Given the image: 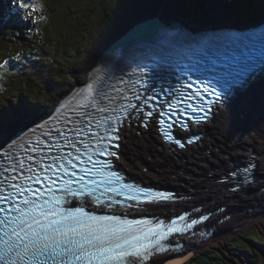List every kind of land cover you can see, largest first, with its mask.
I'll return each instance as SVG.
<instances>
[{
	"label": "snow or ice",
	"instance_id": "snow-or-ice-1",
	"mask_svg": "<svg viewBox=\"0 0 264 264\" xmlns=\"http://www.w3.org/2000/svg\"><path fill=\"white\" fill-rule=\"evenodd\" d=\"M11 6L17 9V15L20 11L28 9L24 19L31 17L36 10L32 0H11ZM220 39V37L212 38L203 52L206 61L205 71L214 73L212 79L216 81L220 90L216 91L214 87L212 92H208L207 87L203 89L198 87L195 94L190 92L183 99L177 96L176 104H169V107L173 109L171 113L159 110L154 117L153 111L144 113L140 110L138 118L144 127L149 126L143 123L146 114L151 118L150 122L153 125H160L157 130L165 140L184 148L185 143L181 138L174 136L172 131L174 125L177 132L187 134L189 131L188 120L182 121L180 112H186L187 108H191L193 113L203 112L201 116L188 118L194 119V123L198 125L207 120L209 113L215 115L231 102L237 87L246 83V80L254 73L255 67L249 68L245 73L236 72L233 68V61L237 58L235 53L225 52L223 56L218 55ZM8 63L9 61L5 60L3 64H0V68ZM261 64L264 65V60H261ZM187 87L192 88L193 85L189 83ZM88 91L91 95V85L88 86ZM202 91L207 95L214 94L215 99L208 100L207 104L199 103L195 106L192 103L185 104L188 100H203ZM180 104H185V107L179 108ZM131 107L137 108V105H131ZM100 110L103 111V109ZM161 116H166L169 122L159 119ZM121 123L126 121L122 120ZM39 127L42 128L43 125ZM108 132L109 129L106 128L105 133ZM111 132L116 135L110 138L109 145L103 149L97 148L93 152L88 145H84L83 155L86 159L81 158L80 149L76 147L75 142L68 141L69 146L75 149V155L68 153L63 156H50L48 159L51 163L48 165H41L37 161L35 166L28 164L27 167L24 161L20 160L10 169L5 167L3 171H0V264H142L148 261L153 253L171 250L166 249L162 243L171 234H183L187 228L197 223L193 220L191 224L182 228L177 227L176 221L173 220L165 230L164 221H158L155 227H148L145 230L140 225L147 223L146 221L122 219L118 215H96L93 211L86 209V201L89 202V206L103 204L104 207H111L112 203H122L119 200L110 199L104 204L101 201L104 193L96 195L101 186L106 192L126 195L131 201L143 199L145 202L155 204L174 199L172 193L153 191L151 188L124 182L125 178L113 170L111 161L100 162V166L97 167L93 155H108L119 159L118 151L110 150L111 148L118 150L120 147L119 129L112 128ZM49 134L44 133L45 136ZM57 135L60 136L61 133L58 131ZM103 139L105 137L97 135L98 143ZM199 139L198 135L193 134L187 140V144H192L194 140ZM65 140H67L66 136ZM40 143L36 141V148L25 149V151L39 153L42 151L39 147ZM12 147L13 145H9L10 149ZM51 147L52 145L49 144V148ZM55 147L59 151L60 145ZM5 155L9 159H14L11 152ZM27 159L32 161L33 157L28 156ZM40 159L43 160L44 157L41 156ZM87 164H92L93 167L88 168ZM77 167H79V173L83 175L73 170ZM252 168H255V164L250 162L239 171L250 174ZM6 172L18 174L5 176ZM89 175L93 178L85 181V177ZM230 175L236 176L237 172L233 171ZM74 177L78 179H73ZM95 177L101 179L97 180ZM244 182H248L247 175ZM73 201H78L79 206H73ZM184 218V216L179 217L180 220ZM202 218L208 219L207 216Z\"/></svg>",
	"mask_w": 264,
	"mask_h": 264
},
{
	"label": "bare ground",
	"instance_id": "bare-ground-1",
	"mask_svg": "<svg viewBox=\"0 0 264 264\" xmlns=\"http://www.w3.org/2000/svg\"><path fill=\"white\" fill-rule=\"evenodd\" d=\"M216 1L214 0V2ZM205 6L207 9H211L210 0H206ZM161 7L162 3H160L157 11H154V14L151 16L148 15V12H151L150 9H143L127 26L125 25V29L123 27L122 31L116 33V36L103 44L88 60L83 69L73 74L74 79L70 84L71 87L73 88L77 84L85 85L91 77L95 78L99 68L107 61L111 53L110 50L122 40L132 38L136 31L141 30L147 24L155 26L156 23L164 22L165 12L164 10L159 12ZM144 16L146 20L143 24L146 25L142 26L140 24L136 26V21ZM23 17L20 13L18 19L21 22L18 24L28 22V19H24ZM174 21L185 24L181 15L175 16ZM242 99L239 104L226 110L223 117L215 122L212 127L210 140L208 143L203 142L202 146L198 145V148H180L178 145L165 140L157 130V126L160 127V125H155L154 127L140 125V130L135 132L134 135L131 133L128 137L124 164L136 170L139 168L148 170L150 168V172L148 173L150 176H164L170 179H184L183 177H188L200 192L196 195L197 198L200 195L212 197L211 200L215 204L218 203V197L222 194L221 199L231 198L234 200V208L239 210V215L234 217L233 221L224 223V229L221 231L232 232L239 229L244 226L240 224L245 220L254 219L259 214V209L250 210L246 208L251 201L264 200V181L256 183L255 190H251L253 187L247 189L251 190L249 195L241 198V193L239 192L242 191L236 192L234 186L230 188L229 184L233 182L226 178V173L229 168L233 167V162L231 161L233 156L243 159L245 157L244 153L253 150V153H255L257 149V151L264 152V80L257 85L254 91L247 92ZM53 102L45 105V110L40 114L36 111L34 116L20 119L27 120L33 118V122L38 121L40 117L54 109L58 101ZM20 119L14 121L5 130L6 137L11 135L17 127L23 125ZM226 159L229 160L226 161ZM193 198L194 196H191L190 201H194ZM237 198L238 201L236 202ZM147 211L150 212L151 209L148 208ZM255 221H251V223L259 224V226L262 225V222ZM207 241L198 238L195 243L202 246ZM187 252L191 253L189 247H187ZM173 257L175 256H163L157 260L156 264H181L188 256L183 255L172 259Z\"/></svg>",
	"mask_w": 264,
	"mask_h": 264
},
{
	"label": "rangeland",
	"instance_id": "rangeland-1",
	"mask_svg": "<svg viewBox=\"0 0 264 264\" xmlns=\"http://www.w3.org/2000/svg\"><path fill=\"white\" fill-rule=\"evenodd\" d=\"M50 2V6H54V4L52 2L55 3V5L58 7L60 4V0H40V4L39 7H41V5L44 4V2ZM107 1V0H105ZM140 0H122L123 5H130L132 6L135 2H139ZM160 1L166 3H169L168 0H142V2L140 3H136L133 7L130 8H126L124 11L121 10V7L123 6L122 4H119V2L117 1H113L111 2V0H108L109 3H112L115 7H116V16L118 17V14H120L121 11L124 12L123 16L119 19V21L117 22L116 25H114L112 22H114V19L112 20V27L110 28V30L107 33H104L101 37H100V42L97 46H94L97 44L98 39H96L94 37V35H92V37L90 39H86L87 36V29L93 34V31L91 29H99L101 27V24L103 22H105V20H108L111 16H113L109 13H107V15H105V11H103L104 15H100L99 8L101 7L102 9H104V6L101 5L100 6V0H61V11L63 10H68L69 12H71V16L68 17H62L60 14H56L53 22L49 23V30L48 28H46V31L44 32V39L46 40L48 33L51 35V39H47V46L50 50V54L48 56V58L51 59L52 62H64L65 64H63L59 69L57 70L58 73V78L63 77V86L61 88H59L58 92H53L52 95H46V93L44 94V101L36 106V108H30L28 110L24 109V105L22 104L21 106H19V108H21V110L17 111V113H15L10 121L5 122L3 125V128L0 127V141L2 140L5 130L7 128H9L12 125L13 118L16 115H19L16 119V121H18L20 118H29L31 116L35 115V112L37 111L39 114L41 112H43V110L45 109V105H48L51 102H55V100L57 101V99H59L60 94H63L64 91L68 90L71 87V82L74 79L73 74L77 73L79 71H81L83 69V67L85 66V64L88 62V60L94 55L95 52L98 51V49L105 43H107L109 40H111V38H113L114 36H116V33H118L119 31L123 30L126 28V26L128 25V23L134 19V17L140 13L143 9H151V10H157L158 5L160 4ZM192 1V4L194 6L199 5V9L198 10H194L190 15H188L186 18L188 19H198L200 20L204 25L208 26V25H212V24H221V23H225L222 21H218L216 19H209L208 15L212 14L213 12H219V10H221L223 7H228L229 11L228 13H230V11H234L233 4H228L226 3V5H219V6H213L211 7V9H205V3L206 0H190ZM92 2V9L91 11H88L85 13L86 15H80V12L82 11H77L78 9H82L84 8L86 5H88V3ZM173 4L175 7H177L176 9H180V10H184L183 8H188L187 4H186V0H173ZM260 4V8L264 9V4ZM0 5L7 9L6 6H3V2H0ZM170 5V3H169ZM185 5V6H184ZM71 6L75 9H71ZM98 8V11L94 9ZM255 9L257 8L256 5L253 6ZM117 8H119L120 10H118ZM172 9V11L175 14H179L177 11H174L173 7L171 6L170 10ZM40 10V16L42 17V13H41V8ZM47 12V14L45 15L46 18H49V16L51 15L52 9L50 10H45ZM199 11H201V13H198ZM246 11L249 13L250 9L246 7ZM191 10H187L185 13L188 14L190 13ZM264 10L260 13H263ZM17 13V11L15 12V14ZM152 14H154L153 12H148V15L151 16ZM236 14V13H233ZM259 14V13H257ZM90 15H94L92 17H90ZM219 18H221V16H218ZM146 20V17H142L140 18V20L136 21V26H139L140 24L142 26L146 25L143 24L144 21ZM84 21H86V24H84ZM88 21H89V25H88ZM126 25V26H125ZM150 24H147L148 27ZM48 31V33H47ZM129 32V30H127ZM5 34V33H4ZM9 34H15L14 32L8 33ZM22 34L26 35H21L20 38L23 39H31L29 32H22ZM82 37L84 39H82ZM19 38V39H20ZM8 40H11V38H9ZM25 41V40H23ZM77 41H81L80 43H78ZM119 41V40H118ZM34 42V41H32ZM45 42V41H44ZM93 44L94 47H92V49L88 52L85 51L86 47H88L89 45ZM31 52H35V50H30ZM81 52V53H79ZM36 53V52H35ZM86 54V55H85ZM33 55H37L34 54ZM83 55H85L84 57H82ZM74 71V72H73ZM53 102V103H54ZM29 120V119H27ZM24 120V121H27ZM251 206H254L251 205ZM258 216V215H257ZM257 216H255L254 218H256ZM264 218V215L262 217H260L259 219ZM251 226H253L252 228H250ZM245 230H258L260 233V240L263 241L264 239V223L261 226H256L250 225L248 226V228H245L244 226L235 230L234 232H224L222 234H220L218 236L219 240H215V242H211L209 246L202 248L201 250H206V252H211V250H217L218 252L222 253V259L218 260L219 262H214L216 264H247V261H251L254 262L255 259L257 260H261L262 262H264V253L261 249H259L257 247V245H254L253 243L256 244H261V242H256L254 240H252L253 242H251V240L247 239L246 237H244L243 241L244 244L246 243V247L244 248H239L241 246H237L234 244V239L235 237H231L232 235H234L235 233H238V236H241ZM252 235V234H250ZM237 237V236H236ZM232 243V244H231ZM239 243V242H236ZM217 244V245H216ZM263 245V244H262ZM215 247V248H214ZM210 249V250H209ZM245 250L247 251L245 255L241 254L242 252L239 250ZM259 256V258H258ZM200 262L199 264H204L206 259L204 257H200Z\"/></svg>",
	"mask_w": 264,
	"mask_h": 264
},
{
	"label": "trees",
	"instance_id": "trees-1",
	"mask_svg": "<svg viewBox=\"0 0 264 264\" xmlns=\"http://www.w3.org/2000/svg\"><path fill=\"white\" fill-rule=\"evenodd\" d=\"M8 41V40H5ZM3 44H12L13 43H3ZM23 44H27V43H23ZM28 48V47H27ZM42 51V50H39ZM48 54H45V57L47 60H50V63H46L44 62L43 59H38L39 62L37 63L36 66L30 65L29 66L33 69H30V73L28 74V78L26 79H20L19 82H14V78L11 79V92H19L20 87H19V83L20 82H24L26 84L31 85L32 87H36L37 92H39L41 87H44L45 85L48 86V88H53L54 86H57L55 88H57L59 90V88H61V86L58 84V82H61V80L58 78V73L56 68H60L59 67V63L60 61L57 62H52L50 58H48ZM29 67V68H30ZM55 82V83H54ZM62 83V82H61ZM36 84H39L38 86ZM50 91V90H49ZM8 96L10 95V93L7 94ZM41 100V97L40 99ZM34 103L37 102V100L34 99L33 101ZM196 264H199L198 262ZM204 264H209V263H204Z\"/></svg>",
	"mask_w": 264,
	"mask_h": 264
}]
</instances>
